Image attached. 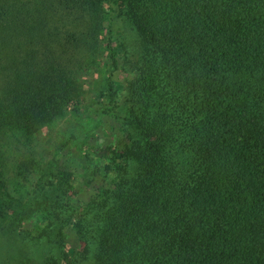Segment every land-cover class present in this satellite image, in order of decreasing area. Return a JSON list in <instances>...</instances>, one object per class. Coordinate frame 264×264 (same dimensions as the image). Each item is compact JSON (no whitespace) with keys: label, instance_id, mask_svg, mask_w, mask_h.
Instances as JSON below:
<instances>
[{"label":"trees","instance_id":"16d2710c","mask_svg":"<svg viewBox=\"0 0 264 264\" xmlns=\"http://www.w3.org/2000/svg\"><path fill=\"white\" fill-rule=\"evenodd\" d=\"M91 72L105 75L96 108ZM99 115L119 135L85 150L106 185L77 209V165L60 152L85 146ZM11 150L28 158L11 164ZM68 227L90 264H264V0H0L3 264H71ZM22 234L49 258L18 257Z\"/></svg>","mask_w":264,"mask_h":264},{"label":"rangeland","instance_id":"374dc122","mask_svg":"<svg viewBox=\"0 0 264 264\" xmlns=\"http://www.w3.org/2000/svg\"><path fill=\"white\" fill-rule=\"evenodd\" d=\"M67 25V30H70V23L68 21L65 22ZM124 22L120 17H114L112 28L117 32V38L122 39V42L124 43L125 49L128 52H132L133 48L136 46L134 37H132L131 31L128 29V27L124 28ZM124 49V50H125ZM118 79L123 80L128 78L129 74H123V73H116L115 74ZM103 76H100L98 72H91L89 75H86L83 77L86 81L84 84L85 88V96L88 97V100L92 104L90 108H96V103L94 99V94L96 91V81L97 80H103ZM124 81V80H123ZM86 117H89L92 119V121L89 123L90 126L96 124L98 116L94 115L93 110H87L85 113ZM69 120H64L62 122H59L55 124L50 131H47L44 129L32 142V146L34 148V155L36 159H39L42 157L44 161L47 159L48 155L50 156L51 152L48 149V144L46 143L47 138L50 136H54L55 132L63 131L67 127L68 123L72 120L71 116L67 117ZM86 119V118H85ZM84 119V120H85ZM48 133H47V132ZM95 133V134H94ZM119 131L117 129L116 124L103 116L99 115V125L96 127V129L93 131V134L90 135L91 137L86 142V145L83 147L78 148H72L68 153H66V150L63 152H60V157L73 159V163L77 165L76 169V176L74 177V188H75V202L76 206H80L77 209H81V206L85 203H87L90 199L91 194L94 190H96L99 186L106 185V182L104 181L103 177L99 175L98 173H94V171H91L92 174L89 173L90 170H93L92 167H88L87 160L85 162V150H88V148L97 146L95 150L96 152L101 149L103 146H105L114 136H118ZM28 152L24 150L16 151L15 153L11 150L10 156H8L9 162L11 164H15L17 161H13V158L16 157L17 160H25L28 158ZM99 156V155H98ZM94 158H97L95 154L93 155ZM92 157V158H93ZM102 161V160H101ZM14 162V163H13ZM86 167V168H85ZM92 168V169H91ZM34 179V175H28L27 181L23 179V177H20L21 182H23L24 187L29 188L31 187V181ZM90 179L88 182L87 180ZM69 226V225H68ZM19 239L17 240L15 245L14 251L17 253V256L20 257V255H27L31 258L37 259V261L43 262V260L48 259L50 256V250L52 248L51 244H48L46 242H40L36 243L34 239H31L30 236L25 237L24 234H22ZM45 241V240H42ZM73 247L74 253L66 254L68 256V259L72 260L73 262L71 264H90L92 260V249L91 251L86 252L82 246L79 245L77 242L76 236L74 232L70 229V227L66 228L64 230V236L61 243H59V250L63 253H66L67 250ZM7 248L8 243L5 240L4 236L0 233V264H3V261L5 260L6 254H7ZM56 247L53 246V249ZM57 251V250H56ZM56 261H62L61 259H57ZM62 263V262H61Z\"/></svg>","mask_w":264,"mask_h":264}]
</instances>
